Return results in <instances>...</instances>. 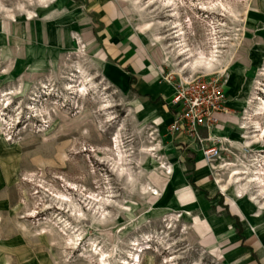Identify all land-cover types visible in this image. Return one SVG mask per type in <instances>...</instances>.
I'll list each match as a JSON object with an SVG mask.
<instances>
[{
  "label": "rangeland",
  "instance_id": "obj_1",
  "mask_svg": "<svg viewBox=\"0 0 264 264\" xmlns=\"http://www.w3.org/2000/svg\"><path fill=\"white\" fill-rule=\"evenodd\" d=\"M97 1L0 0V264H134L135 243L148 248L139 264H230L203 243L205 217L189 218V203L171 192L198 153L170 135L160 102L143 103L107 75L93 46L105 24ZM108 1L169 85L223 82L231 112L218 125L212 177L229 185L220 199L264 241V114L242 127L264 99V0ZM215 40L223 58L232 53L229 67L178 72Z\"/></svg>",
  "mask_w": 264,
  "mask_h": 264
},
{
  "label": "crops",
  "instance_id": "obj_2",
  "mask_svg": "<svg viewBox=\"0 0 264 264\" xmlns=\"http://www.w3.org/2000/svg\"><path fill=\"white\" fill-rule=\"evenodd\" d=\"M93 10L99 20L105 23L93 46H96L101 61L107 65V75L124 92L137 95L143 103L160 102L167 111L171 125L176 109L170 97L175 89L163 80L165 67L155 60L148 43L141 42L137 34H129L128 26H119L120 21L116 20L115 7L111 1L99 0ZM226 107L227 112L219 114L223 119L218 115V125H222L230 115L227 98ZM218 125L211 129L200 128L203 145L219 146L217 135L221 129ZM170 135H175L178 141L188 144L193 152L198 153L195 169H189L187 174H177L171 184V192L183 204L189 203L183 207L189 213V218L196 221L205 217L201 223L204 229L203 243L211 244L218 253H223L227 263L264 264V241L258 235H253V231L245 225L243 217L232 205L220 199V193L225 190L217 182L218 179L212 177L214 164L210 165L204 160L202 143L183 133Z\"/></svg>",
  "mask_w": 264,
  "mask_h": 264
},
{
  "label": "built area",
  "instance_id": "obj_3",
  "mask_svg": "<svg viewBox=\"0 0 264 264\" xmlns=\"http://www.w3.org/2000/svg\"><path fill=\"white\" fill-rule=\"evenodd\" d=\"M169 82V78H166ZM172 104L176 114L169 130L183 133L202 143L204 160L212 164L221 157V147L203 145L200 128L219 124L218 115L227 112L225 86L219 77H195L175 85Z\"/></svg>",
  "mask_w": 264,
  "mask_h": 264
},
{
  "label": "bare ground",
  "instance_id": "obj_4",
  "mask_svg": "<svg viewBox=\"0 0 264 264\" xmlns=\"http://www.w3.org/2000/svg\"><path fill=\"white\" fill-rule=\"evenodd\" d=\"M35 13V12H34ZM13 16V15H12ZM33 16V12H29V19L32 18ZM150 27V23L149 22H145L141 27H140V30H145L146 28ZM178 34L179 35H182V32H181V29L178 30ZM160 39H161V36H159L158 34H154L153 35V41H156V43H159L160 42ZM215 43V46L213 47V49H211V51L209 53H205L203 51L201 52H198L197 54H193L191 52V57L187 58L185 61V64H184V67H180V68H177L178 72L180 73H184L183 70L185 68H187L188 66H191L193 68H196L198 66H202L205 68V70H207V72L209 73H216L218 71H221L223 72V67L226 66V67H229V64H230V60L232 59V53L229 54V57L228 58H223V50L220 49V47H222L223 45H220V43L218 41H214ZM182 45V44H181ZM162 48H163V52L165 54V58L167 60L170 59V56H169V52L166 50V46L165 44H162ZM182 51V53L185 54V52H187V49H184L183 48L180 50ZM188 53V52H187ZM181 54V53H180ZM183 54V55H184ZM189 68V67H188ZM202 69V68H201ZM176 72V71H175ZM197 72V71H196ZM195 72V73H196ZM174 73V72H173ZM180 75V74H179ZM12 76V75H11ZM87 78V77H86ZM85 78V79H86ZM185 78V77H184ZM84 81V80H83ZM78 95H80L81 97H84L86 95V91H85V88H81L78 92ZM264 114V99H260V102L255 104V105H252L250 108H248L246 111H245V115L243 116V125L242 127L245 126V124L247 123V120L249 119H252L253 116H258V115H263ZM230 119V118H229ZM234 119V118H233ZM227 120V119H226ZM234 121V120H232ZM239 122V121H237ZM261 130L264 132V127L261 128ZM227 139V138H226ZM154 150V149H153ZM157 157V156H156ZM213 168H216V166H212ZM220 168L223 167V165H220L218 166ZM161 168H164L166 171V174H171L173 172V169H172V166H168L166 167V164H163L161 166ZM217 182L221 184V188L223 190H227L229 188V185L226 183V182H223L222 179L219 178V174H217ZM152 188V187H151ZM148 189V188H147ZM237 195L239 197H242L243 196V191L241 188H237ZM153 194L155 195H158L159 194V189L158 188H153ZM234 194V193H233ZM147 238V237H146ZM149 241V240H148ZM137 242V241H136ZM135 245H139V249L137 250L138 253L134 255V264H139L140 263V260H141V255L140 253L143 252L147 247H143L141 244L139 243H135ZM147 246V245H146ZM137 247V246H135ZM148 249V248H147ZM136 251V252H137ZM124 264H129L128 261L124 260L123 261ZM186 264H190V263H186Z\"/></svg>",
  "mask_w": 264,
  "mask_h": 264
}]
</instances>
